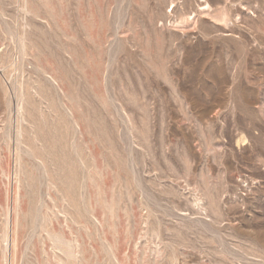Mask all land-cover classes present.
Instances as JSON below:
<instances>
[{
  "label": "rangeland",
  "instance_id": "1",
  "mask_svg": "<svg viewBox=\"0 0 264 264\" xmlns=\"http://www.w3.org/2000/svg\"><path fill=\"white\" fill-rule=\"evenodd\" d=\"M66 260L264 264V0H0V264Z\"/></svg>",
  "mask_w": 264,
  "mask_h": 264
},
{
  "label": "bare ground",
  "instance_id": "2",
  "mask_svg": "<svg viewBox=\"0 0 264 264\" xmlns=\"http://www.w3.org/2000/svg\"><path fill=\"white\" fill-rule=\"evenodd\" d=\"M20 107H23V106H20ZM64 251L66 252V255L70 257V256L75 255L76 249H75V246H73L69 241L66 240V249H64ZM66 264H74V263L69 262V260L68 261L66 260Z\"/></svg>",
  "mask_w": 264,
  "mask_h": 264
}]
</instances>
